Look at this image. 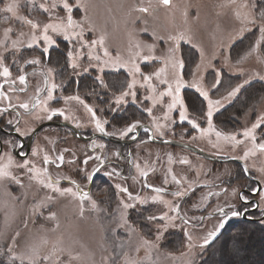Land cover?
Instances as JSON below:
<instances>
[{
    "label": "rangeland",
    "instance_id": "1",
    "mask_svg": "<svg viewBox=\"0 0 264 264\" xmlns=\"http://www.w3.org/2000/svg\"><path fill=\"white\" fill-rule=\"evenodd\" d=\"M12 2L13 0H0V9L6 8ZM14 2L15 15L0 11L2 31L0 34L4 37L7 34L23 35L26 44L41 45L43 48L50 46L43 40L42 28L48 23H59L60 18L67 14L61 0H14ZM54 2L56 7L52 6ZM69 3L73 5L72 17L81 25L75 29L82 34L81 37L72 36L69 39L65 34L51 30L48 34L55 42L60 41V46L65 51L72 53V56H69L70 64L77 65L72 69L80 72L78 76L82 74L99 78L105 75L122 76L123 84L105 87L106 93L114 97L113 102L116 103V98L121 92L129 91L127 85L133 79L138 81L130 90L135 92V100L128 96L125 97L126 102L116 104V107L127 106L128 111L137 114L139 117L137 121L148 122L155 128L160 125L159 133L162 132L167 137L187 138V141L196 144H205L208 150L213 147L209 144H235L222 137L218 138L215 132L204 134L200 132V129L208 128L205 119L207 102L201 97L204 99L203 105L195 107L196 102L188 103L184 97L185 89L197 91V88L186 86L181 90L187 109L186 120L180 119L182 109L179 105L169 111L168 105L172 98L159 96V93L166 89V85L161 84L159 80L167 78L171 82L170 68L167 76L162 74L160 78L153 77L150 84L155 85V92L151 86L145 84L139 73L130 71L139 66L141 72L151 74L163 67L169 57V49L175 44L170 37L180 35H183L184 39L179 41V56L184 58V50L190 48L197 54L193 70L184 72V79L190 83L195 79L200 87L209 92L211 99L226 96L237 84L244 85L245 81L251 80L259 81L260 97L243 111L244 115L229 114V123L218 121L219 124H216L212 117L216 131L237 134V139H243L242 132L264 117L262 92L264 79L260 78L264 77V41L258 50L252 51L251 55L247 54L261 33L258 23L252 24L245 20L246 14L259 17L260 12L264 11V0H170L168 5H164L162 0H80L79 4L76 0H69ZM45 8L48 9L47 12ZM143 8H147L148 11H141ZM27 20L39 24L40 28L34 29L26 22ZM9 29L12 32H9ZM33 36L37 38L38 43H33ZM101 37L103 43H99ZM82 41L97 43L94 46L89 43L81 47ZM238 42H241V46L234 49L233 55L232 47ZM92 48L96 49L94 53ZM97 56L100 57L99 61L96 59ZM144 56L159 59L145 61ZM117 60L119 64H127L128 67H120L119 64L113 67L112 64ZM105 61L108 63L105 64ZM197 64H200L201 68L194 78L190 73L196 72ZM101 67L103 71H100ZM108 67L118 70L108 74L105 72ZM217 70L221 83L218 88L213 89L211 85L215 82ZM239 94L240 91L236 96L223 100L222 106L214 109V114L236 99ZM46 99L47 95L41 102ZM53 103L60 104L68 117L83 118L85 115L92 117L91 112H85L84 108L87 105L83 100L60 102L58 99H52L48 101L47 106L50 108ZM42 108L43 103L39 110ZM193 110L194 113L191 112ZM192 120L199 124L200 129L193 127ZM223 125L226 130L235 131L225 132L221 128ZM229 125H233L234 128H230ZM254 134L257 137L256 144L264 142V125L257 128ZM242 144H250L251 148H246L248 150L253 147L249 140ZM146 146L147 149L142 154L140 151L134 160L135 166L139 165V170L134 171L135 178L141 181L140 170L149 169L150 165L145 160L150 155L157 159L163 152H167L168 159L172 158L174 161L169 167L173 171L172 175L178 180H185V188H181L183 196L175 197L173 193L157 194L144 186L140 187L135 179L125 182V179H120L124 177L119 173L109 175V171L106 172L104 193L96 188L93 194L89 195L90 199L85 197L83 200L82 194H79L69 182L52 181L53 187H46L49 180L45 179V173L42 171L40 179L45 181L44 184L32 178L35 173L26 172L24 185L16 187L15 190L9 185L11 179H3L0 180V255L4 256L7 262L21 264L20 258H23V264H31L26 257L30 249L36 247L39 251L37 264L41 262L49 264L48 261H43L45 255L52 257L53 264H197L203 258L209 243L221 233L222 228L215 230L214 223H205L200 227L185 225L178 218L175 221L177 227L170 228L159 241H156L158 221H150L147 218L154 214L158 216L162 211L168 210L164 203L151 199L156 195H162L163 200L170 201L173 205L178 204L180 208L178 217L198 218L199 215L196 216L194 213L193 216L192 213L197 211L198 206L206 199L195 198L193 194L185 197V192L195 180L208 175L210 164L202 159L193 158V155L184 154L185 150L181 148L165 146L163 149L152 144ZM148 149L151 152L147 153ZM252 151L256 152L253 149ZM256 157L258 159L262 157V166L256 163L255 169L264 177V152H259ZM185 159L189 163H181ZM34 167L43 169L41 164ZM154 167L153 171L156 173L164 168L162 164H155ZM196 173L202 175L196 178ZM56 188L61 190L71 188L72 193L61 195L54 190ZM123 188L128 189L132 199L122 191ZM137 196L147 200V203L141 204L135 199ZM92 201H95V206ZM126 203L134 204L135 207L125 209L123 205ZM51 213L55 215L52 216ZM212 231H217L215 237L205 244V238ZM145 241L150 243L145 244ZM234 247L235 242H232V250ZM242 254H245V251ZM57 256L59 260L55 259Z\"/></svg>",
    "mask_w": 264,
    "mask_h": 264
},
{
    "label": "flooded vegetation",
    "instance_id": "2",
    "mask_svg": "<svg viewBox=\"0 0 264 264\" xmlns=\"http://www.w3.org/2000/svg\"><path fill=\"white\" fill-rule=\"evenodd\" d=\"M2 36L0 34V42H2L0 43V86H2L0 93L5 95L0 96V157L11 156L14 163L10 170L20 181L17 183L10 180L11 189L15 190L16 187L24 185L27 170L19 169L15 165L29 159L32 165L41 164L43 169L47 168L45 179L50 178L51 182H69L79 194L88 193L89 196L96 188L104 193L106 172L111 173L113 170L124 177L120 179H125V182L135 179L142 188L154 191L153 188L147 187L152 185L154 188L166 189L167 191L163 193H174L185 188V180L179 179L181 181L179 185L173 181V171L169 167L174 161L172 158L168 159L167 152H163L157 159L150 155L145 160L150 167L144 170L147 176L142 175L141 181L135 178L134 173L135 170L137 171L134 160L137 159L140 151L142 154L147 149L146 144L157 145L163 149L165 146H170L185 150L184 154L193 155L195 159H202L210 164L211 168L206 177L195 180L185 192V197L193 194L195 198L206 199L198 206L197 211L192 213L193 216L194 213L196 216L199 215L198 218H188V224L200 227L205 223H214L215 230H218L217 225L224 217L217 209L222 207L225 212L231 208L240 213L234 217L229 215L222 230L231 223L243 221L264 226V177L255 169L256 163L260 166L263 163L262 157L258 159L256 154L264 151L255 148L252 144V149L256 152L252 151L247 158L242 159L241 157L248 151L246 148H251L250 144H209L214 148L208 150L205 144H196L187 141V138L160 135L154 126L145 121H139L140 125L134 133L122 136L121 130L129 122L137 121L139 117L133 111H128L127 106L116 107V103L113 102L114 97L106 93L107 85L123 84L121 75L113 77L105 75L100 78L103 80L101 84L96 76L83 74L78 76L80 72L72 69L68 52L60 46V41L48 46L45 52V48L41 45L26 44L23 35L7 34L3 38ZM13 41L17 42L15 47ZM92 49L94 53L96 49ZM33 60L39 62L29 63ZM4 67L10 72L7 77L3 75ZM117 70L108 67L105 72L111 74ZM20 75L25 76L23 84L18 79ZM53 84L58 86L54 90ZM49 90L53 91L55 96L53 99H58L60 102L73 100L67 98L78 95L87 105L84 108L85 112L89 111L90 107L101 122L107 121L104 124L105 132H100L96 128L94 118L89 115L83 118L65 119L64 116H67L65 110L56 103L50 108L63 109L64 115H54L51 120L37 119V116L45 117V113L39 110L40 105L33 109L32 103L35 99L42 100L46 97ZM24 102L29 103V109L19 107ZM232 102L233 100L228 105ZM197 105H203V102L195 103V107ZM228 105L226 104L213 115L216 124H219L218 121L229 123V114L232 113L227 110ZM225 111L227 113H224ZM236 114L244 115L243 112ZM238 123L240 127V122ZM229 126L234 128L233 125ZM17 127L20 128V132L16 131ZM221 128L225 132L235 131V129L226 130L224 125ZM170 139L185 144L165 142ZM33 149L37 151L35 156L32 155ZM149 152L151 150L148 149L147 153ZM116 153H119V156L115 155ZM61 155L64 157L63 163L59 161ZM45 156L50 162L44 165ZM85 160L87 163H84ZM4 163H7L6 158L0 160V164ZM155 164L164 166L161 172H154ZM89 175L92 177L90 180L86 178ZM201 175L196 173V178ZM72 181H75V184Z\"/></svg>",
    "mask_w": 264,
    "mask_h": 264
},
{
    "label": "snow or ice",
    "instance_id": "3",
    "mask_svg": "<svg viewBox=\"0 0 264 264\" xmlns=\"http://www.w3.org/2000/svg\"><path fill=\"white\" fill-rule=\"evenodd\" d=\"M162 2L164 5H168L170 3V0H162ZM61 3L63 6V9L67 10V14L64 17L60 18L59 23H56V24L48 23V24H45L42 28L43 40L46 41L49 45L55 43V41L52 39V37L48 34L49 30H51L52 32H61V33L65 34L66 38H69V39H71L72 36H76L79 38L82 35L80 32L75 31V29L78 27H81V25L71 15L73 5L71 3H69V0H61ZM76 3L79 4L80 0H76ZM52 6L56 7V3L54 2ZM41 7H43V5H41ZM15 8H16V4L13 0L12 3H9L6 6V8L0 9V11H6V12H9V13H12L13 15H15ZM44 10L46 12L48 11L47 8H45ZM141 11L147 12L148 9L143 8V9H141ZM245 20L249 23H252V24L258 23L259 30L261 33L260 38L255 42L253 48L250 49L249 53H247L248 55H251L252 51L258 50L261 46V42L264 41V11L260 12L259 17H254V16H251L250 14H246ZM26 22L28 24H30L34 29L40 28L39 24H36L31 20H27ZM8 31H11V29H9ZM170 39L175 41V44L172 48L169 49V57L167 60H165L163 67H161L160 69L156 70L155 72H153L151 74H145V73L141 72L139 66H135L134 69H131L130 71H134V73H139L141 75V77H143L145 84H148L149 86H151L152 90L155 92V90H156L155 85L150 84L153 77L160 78L162 74L167 76V71L170 68L171 69V82L167 78L159 80V82L161 84L166 85L165 91L160 92L159 96L160 97L169 96L172 98V102L168 105L169 111H171L172 109L176 108L177 105H179L180 108L182 109V111L180 112V119H181V121L186 120L188 118L186 115L187 109H186V106L184 104L183 98L181 96V90L186 86L197 88V91L200 93V95L207 102V111L205 113V119L207 120L208 128L207 129H200L199 124H197L195 120H192L191 123H192L194 128L200 129V132L202 134L209 133V132H215V134L218 138L222 137L224 140L234 142L235 144H242V143H244L245 140H249L253 143L255 148H259L261 151H264V142L256 144L257 137L254 134L255 130L257 128H260L261 125H264V117L259 118L256 123L252 124L251 128H247L242 132L243 139H237V134H224V133H221L219 131H216L215 126L213 125V122H212L214 109H217L218 106H222L223 100H227L231 97L236 96V94L240 91V89L244 85L243 84H237L235 87H232L231 90L227 92L226 96L221 97L220 99H216V100L211 99L209 97V92L207 90L203 89L202 87H200L196 83L195 79L191 83L184 79V69H185L184 59L182 57H180L178 54L179 41L184 39L183 35H180L177 37H170ZM38 42L39 41L37 40V38L35 36H33V43H38ZM0 43H2V42H0ZM16 43H17L16 41H13V47H15ZM89 43L94 46L97 43V41H91V42L82 41L81 47H84V45H87ZM99 43H103L102 37H101ZM44 51L47 52V48H45ZM68 55L72 56V53L69 52ZM105 55H107L106 51H105ZM96 59L99 61L100 57L97 56ZM143 59L145 61H148L150 59H159V58L144 56ZM38 62H39L38 60L29 61V63H38ZM107 63L108 62L105 61V64H107ZM118 64H119V60H117L115 63H113L112 66L116 67ZM119 66L120 67H128L127 64H119ZM73 67H77V65L73 64ZM200 68H201V65L197 64L196 65V72H191L190 75H192L195 78L196 73L199 72ZM100 71H103L102 67L100 68ZM3 75L5 77L10 75L9 69L7 67L3 68ZM219 77H220V73L217 70L215 82L211 85V87L213 89L218 88V86L220 85L221 81H220ZM260 78L264 79V77H260ZM18 79L22 84L25 83V76L24 75H20L18 77ZM97 79H100V78L97 77ZM100 83L103 84L102 79H100ZM136 83H138V81L133 79L132 82L127 85V88L129 89V91L121 92L120 95L116 98V104H120L121 102H126L125 97H128V96H131V98L133 100H135L136 94L134 91H130V90L135 86ZM244 83H248V81H245ZM0 87H2V86H0ZM56 87H58V86L55 84L52 85L53 90ZM20 90L23 91L24 89H20ZM3 95H5V94L0 93V96H3ZM148 98H151V97H148ZM52 99H53V91L49 90L47 93V99L46 100H44L43 102H41L40 99L34 100V102L32 103V108L35 109L37 106H39V105H41V103H43L42 111L45 113V117L37 116V119L47 118V119L51 120L54 115H57V114L64 115L63 109L49 108L47 106L48 101H50ZM67 99H75V100L79 101L80 97L77 95L74 97H68ZM19 107H21L23 109H29V103L24 102V103L20 104ZM88 110L92 113V117L95 120L96 128L100 132H105L104 124L107 123V121L101 122V120L96 117L95 111L92 108L89 107ZM5 111H6V109H5ZM147 111L150 112L151 109H147ZM64 118L69 119V117L66 115L64 116ZM9 123H11V121H9ZM139 125H140L139 121L130 122L123 130H121L120 134L122 136H124V135H128L130 133H134ZM159 130H160V125H157L156 131L159 132ZM16 131L20 132V128L17 127ZM106 134L112 135L114 133H106ZM160 135H163V133L160 132ZM251 152H252V149H249L248 151H246L244 153V156L241 158L242 159L247 158ZM32 155L33 156L37 155L36 149H33ZM115 155L119 156V153H116ZM5 158L7 160V163L0 164V180L11 179L13 181H16L17 183H20L19 179L15 175H13L12 171L10 170L11 166L14 163L13 159L11 158V156L6 155L5 157H0V160H3ZM63 160H64V157H63V155H61L59 157V161L61 163H63ZM49 162H50L49 158L47 156H45L43 159V163L48 164ZM84 163H87V160H85ZM181 163L187 164L189 162L185 159V160H182ZM15 167H17L19 169H26L28 173H35V176H33L32 178L37 179L40 184L45 183V181L43 179H40V175H41V171L43 173H47V168H44L42 170L37 169L32 165V162L29 159H25L23 161V163L16 164ZM136 167L139 170V165H136ZM140 171H141V175H143L145 177L147 176V172H144L143 170H140ZM108 174L109 175L115 174V170H113V172L108 173ZM86 178L90 180L92 177L89 175ZM172 179L178 185L181 183V181L178 180L175 177V175H173ZM72 183L75 184V181H72ZM165 183H167V181H165ZM46 187H49V188L53 187V184H52L50 178H49V182L47 183ZM77 187H79V186L77 185ZM117 187H120V185H117ZM147 187L153 188V190L157 194H160V193L167 191L166 189H163V188H154V186H152V185H147ZM54 190L60 192L61 195H63L64 193H72L71 188H66L63 190L56 188ZM122 191L127 193L130 199L133 198L132 194L128 192L127 188H123ZM73 195H77V193H73ZM173 195L175 197H181L184 195V192L176 191L173 193ZM85 197H88L90 199V197L88 196V193H83L81 196V199L83 200ZM135 199L139 200L141 204L147 203V200L141 199L139 196L135 197ZM151 199L153 201H160L161 203H164L168 209L167 211H162L158 216L154 214V215L149 216L147 218L150 221H158V223H157V234L155 237L156 241H159L170 228L177 227V224L175 223V221L178 218L181 219L185 225L188 224L187 219H184L183 217H178L177 214L180 211L178 204L173 205L172 202L163 200L162 195L153 196V197H151ZM92 203H93V206H95V201H92ZM123 206L125 209L135 207L134 204H130V203H126ZM217 211L221 214L222 217H224V219H222L220 221V223L217 225L218 228H222L224 226V223L226 222L229 215L233 216V217L240 215V213L238 211L232 210L231 208L229 209L228 212H225V209L222 207L218 208ZM169 213H173V214L170 215ZM50 215L54 216L55 214L51 213ZM215 235H216V231L210 232L208 234V237L205 238L204 243L208 244L210 242V239L215 237ZM149 243H150L149 241H145V244H149ZM38 256H39L38 249L36 247H32L26 258L31 262V264H37ZM13 259H17V258L13 257ZM20 259H21V264H23V258H20ZM55 259L59 260V257L57 256V257H55ZM43 261H48L49 264H53L52 257H50L49 255H45L43 257ZM41 264H42V262H41Z\"/></svg>",
    "mask_w": 264,
    "mask_h": 264
},
{
    "label": "trees",
    "instance_id": "4",
    "mask_svg": "<svg viewBox=\"0 0 264 264\" xmlns=\"http://www.w3.org/2000/svg\"><path fill=\"white\" fill-rule=\"evenodd\" d=\"M238 42L232 47V54ZM192 48L183 52L185 64L184 72L192 71L197 60V54ZM229 79V77H228ZM233 81V78L231 79ZM259 81L251 80L245 83L240 94L228 105L229 113H242L248 109L255 100L260 97ZM264 92V88L262 90ZM185 100L190 103L203 102L200 94L193 89L184 90ZM224 113H227L226 111ZM237 115V114H236ZM226 116V115H225ZM235 247L231 248V243ZM245 251V254L242 252ZM264 264V226L254 222H234L226 226L221 233L206 248L203 258L197 264ZM0 264H20L18 262H7L4 256L0 255Z\"/></svg>",
    "mask_w": 264,
    "mask_h": 264
},
{
    "label": "water",
    "instance_id": "5",
    "mask_svg": "<svg viewBox=\"0 0 264 264\" xmlns=\"http://www.w3.org/2000/svg\"><path fill=\"white\" fill-rule=\"evenodd\" d=\"M165 142H171V143H176V144H185V143H183V142L176 141V140H172V139H170V140H166ZM204 154H206V153H204Z\"/></svg>",
    "mask_w": 264,
    "mask_h": 264
}]
</instances>
